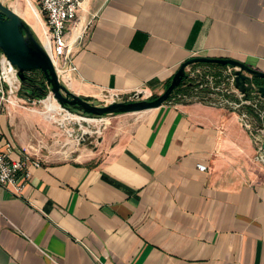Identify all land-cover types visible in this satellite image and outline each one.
Listing matches in <instances>:
<instances>
[{"label": "crops", "instance_id": "1", "mask_svg": "<svg viewBox=\"0 0 264 264\" xmlns=\"http://www.w3.org/2000/svg\"><path fill=\"white\" fill-rule=\"evenodd\" d=\"M1 1L46 39L42 10ZM67 39L72 93L151 98L195 56L264 72V0H85ZM198 93L99 119L92 145L71 143L27 98L6 103L0 140L26 163V186L0 185V264H264L263 134Z\"/></svg>", "mask_w": 264, "mask_h": 264}, {"label": "built area", "instance_id": "2", "mask_svg": "<svg viewBox=\"0 0 264 264\" xmlns=\"http://www.w3.org/2000/svg\"><path fill=\"white\" fill-rule=\"evenodd\" d=\"M43 13L46 15V39L42 42L59 74L69 64L71 48L68 43V24L75 21L85 0H38ZM197 78L196 98H203L198 92L205 89L211 90L212 99L208 95L204 98H211L212 101L230 105L240 114L244 125L252 131H261L260 142L264 143V96L260 93L252 92L251 96L247 92H242L235 86L234 69L230 68L223 75H204L202 70L190 72L189 77ZM188 77V78H189ZM21 81L18 77V68L11 63L3 53L0 56V114L5 110L6 103H16L20 95ZM238 97L236 100L233 95ZM139 93L127 96L120 94H106L104 102L106 104L116 101H132L139 98ZM251 107L255 114L249 110ZM259 123L261 126H259ZM260 136V135H259ZM4 146L0 140V185L6 187L14 194H22L26 181L21 177L26 170V163L23 159L12 157L13 147L11 144ZM260 159L264 161V144L260 147ZM202 171L207 170L205 164H199Z\"/></svg>", "mask_w": 264, "mask_h": 264}, {"label": "water", "instance_id": "3", "mask_svg": "<svg viewBox=\"0 0 264 264\" xmlns=\"http://www.w3.org/2000/svg\"><path fill=\"white\" fill-rule=\"evenodd\" d=\"M0 48L13 65L18 68L21 82L26 80V74L42 71L50 88V92L67 109H77L94 116L139 112L161 106L169 100L173 92L189 77L188 68L197 63H213L230 66L234 69L235 86L242 92L254 91L264 96V72L246 63L229 58H212L195 56L186 60L175 73L166 90L156 98H140L132 101H116L98 105L85 97L72 93L61 79V75L53 62L51 55L32 31L30 25L13 8L0 0Z\"/></svg>", "mask_w": 264, "mask_h": 264}, {"label": "rangeland", "instance_id": "4", "mask_svg": "<svg viewBox=\"0 0 264 264\" xmlns=\"http://www.w3.org/2000/svg\"><path fill=\"white\" fill-rule=\"evenodd\" d=\"M21 4L22 6L26 7V9L29 10L32 15L36 13L32 6H34L38 10H42L38 0H21ZM30 13H28V16L32 20ZM20 97L24 98L21 95H19V98ZM48 98L52 99L54 102L58 103L61 106L60 112L55 113L56 118H52V121L54 123V127L56 130L58 129L61 132L63 131L66 135L69 136V138L71 139V143H73L74 141H76L77 143H81L84 141L85 143H87V145H92L94 141L97 139L101 128H103L104 126L102 125V122H95V121L112 116V114L104 115V116H94L79 111L77 109L69 110L66 107L62 106L51 92H49V94L44 99H35L34 101H30L29 99H27V101L34 102L31 103V105L29 106H33L35 108L38 107L40 111L47 112L46 102H44V100ZM143 98H148V97L143 96ZM93 102H95L98 105L106 104V102L104 101H93ZM68 112L81 116L85 119L81 121L77 119H67L65 120V122H61V119Z\"/></svg>", "mask_w": 264, "mask_h": 264}, {"label": "trees", "instance_id": "5", "mask_svg": "<svg viewBox=\"0 0 264 264\" xmlns=\"http://www.w3.org/2000/svg\"><path fill=\"white\" fill-rule=\"evenodd\" d=\"M196 65H209L215 67H222L223 65L211 64V63H197ZM197 79H188L187 77L183 79L182 83L176 88L169 100L177 98L180 94L182 95H192L197 87ZM258 83H264V79H257ZM170 84V83H169ZM50 92V88L45 79V75L42 71H33L26 74V80L21 83L20 95L24 98L35 100L44 99ZM253 91H247L250 94ZM158 95H153L151 99L156 98ZM89 100V99H88ZM179 100V99H178ZM251 113L255 114L254 110L249 107Z\"/></svg>", "mask_w": 264, "mask_h": 264}, {"label": "bare ground", "instance_id": "6", "mask_svg": "<svg viewBox=\"0 0 264 264\" xmlns=\"http://www.w3.org/2000/svg\"><path fill=\"white\" fill-rule=\"evenodd\" d=\"M33 9L35 10V12L37 11V9L32 6ZM17 11V10H16ZM44 102H46V107H47V115L49 116V118H56L55 116V113L56 112H60L61 110V106L54 102L52 99L48 98L46 100H44ZM67 119H77L79 121L81 120H84L85 118L81 117V116H78V115H75V114H72V113H67L65 114V116L61 119V122H65V120ZM92 121V120H90Z\"/></svg>", "mask_w": 264, "mask_h": 264}]
</instances>
